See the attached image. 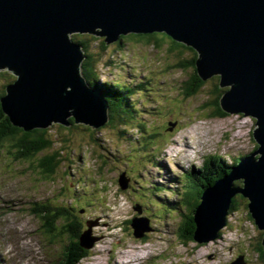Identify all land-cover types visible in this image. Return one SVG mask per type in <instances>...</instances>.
<instances>
[{
    "label": "rangeland",
    "instance_id": "rangeland-1",
    "mask_svg": "<svg viewBox=\"0 0 264 264\" xmlns=\"http://www.w3.org/2000/svg\"><path fill=\"white\" fill-rule=\"evenodd\" d=\"M131 34L106 48L101 36L73 34L90 40L101 82L130 87L133 105L116 116L123 117L124 126L120 121L100 128L51 125V148H65L52 175L38 166L43 153L18 156L12 140L0 142V264L63 260L70 237L61 230L62 221L52 233L46 231L35 212L42 204L69 207L82 230L93 222L91 234L99 238L79 264H124L134 254L133 264H231L242 254L244 264H264L254 252L263 230L241 195L218 239L201 244L182 236V211L190 215L194 206L183 199L187 185L212 162L210 157L229 166L254 151L256 119L242 113L215 115L210 102L216 97L215 79L186 95L194 68L181 62L192 58V50L174 49V41L161 32L150 41ZM15 78L0 70V92ZM171 122H178L172 130ZM123 173L130 179L126 189L119 182ZM138 215L149 218L153 228L141 238L129 223Z\"/></svg>",
    "mask_w": 264,
    "mask_h": 264
},
{
    "label": "water",
    "instance_id": "water-1",
    "mask_svg": "<svg viewBox=\"0 0 264 264\" xmlns=\"http://www.w3.org/2000/svg\"><path fill=\"white\" fill-rule=\"evenodd\" d=\"M154 32L194 48L201 79L220 76V86L227 87L220 97L223 111L256 119L259 146L203 190L194 240L218 239L233 198L242 194L263 230L264 247V0H0V70L16 77L0 97L4 113L25 130L71 125V117L93 128L105 125L109 101L83 74L85 50L73 34L101 36L111 44L131 33ZM119 182L126 189L130 179L123 173ZM137 209L142 212L141 205ZM92 223L80 237L85 249L99 238L91 234ZM131 225L138 238L153 229L141 215ZM245 262L241 255L231 264Z\"/></svg>",
    "mask_w": 264,
    "mask_h": 264
},
{
    "label": "trees",
    "instance_id": "trees-1",
    "mask_svg": "<svg viewBox=\"0 0 264 264\" xmlns=\"http://www.w3.org/2000/svg\"><path fill=\"white\" fill-rule=\"evenodd\" d=\"M154 33H158V32H154ZM154 33H147L150 35H146V34H138V35L146 37L148 39L147 41H150ZM161 33L166 34L165 32H161ZM131 35H135V34L133 33ZM166 35L174 41V45H176L174 49L183 50V48H186V49H190L193 51L192 58L181 62V64L184 66L188 65L194 68V71L190 77V80L187 81V85L185 88L186 95L188 96L195 95L201 89V87L205 84L207 80L215 79L216 85L214 87V93L216 94V97L214 100L210 102L216 108L214 111L215 115H218V116L227 115V113L223 111L220 106V97L224 91V89L220 86V76L215 75L207 80L201 79L197 73V69L195 65V60L197 58V51L194 48L187 46L186 44L182 42H178L174 40L168 34ZM77 38L78 36L76 35L73 36V39H75V41H78L83 45V48L85 50V55H86L83 61V66H82L83 74L85 75L88 82L92 86L97 87L99 90L103 92V94L107 97L109 104H110V110H109L110 118L108 122L101 127L113 125L118 121L122 122L123 123L122 126H124L125 121L123 117L119 115V117H117L116 119V116L118 115L120 111L121 112L125 111L126 106L133 105V103L130 104V98L132 96V94L130 93V87H127L124 84H121L118 82H101L100 80L101 75L97 70V59L94 56V54L90 51V40L84 39V38H81V39H77ZM102 39H103L102 48H106L108 44L105 42L104 38ZM12 79L13 78H10L9 81H11ZM5 88L4 90L0 92V97L6 93ZM70 122H71V125H63L61 123H58V124L62 125L63 127L67 129H75L78 127L77 124L79 123L75 122L74 117L70 118ZM89 126H85V127H89ZM49 127L25 130L22 127L12 124L8 115L4 113L2 106H1V102H0V142L6 139L12 140L14 142L13 145L19 148L18 156H24V157L29 158L39 153H43L42 156H40L38 159V166H40L43 173H46L47 175H52L57 170L60 164L61 153L64 152L65 148L63 149L59 147L58 150L51 148L54 143L48 133ZM90 128H93V127L90 126ZM66 140L68 142L69 136L66 137ZM67 155L71 157L72 150L68 151ZM242 157L243 156H239V158L233 164H237ZM210 159L212 162L211 163L209 162L206 168L198 172L197 178L193 177L192 184L187 185L188 191L184 193L185 194L183 198L184 201L188 205L194 204L192 214L187 215L185 212L182 211V215L185 218V221L182 227L183 228L182 236L188 240H194V233L196 230V223L194 220V211L197 205L201 202V194L203 190L206 187L214 184L215 181L221 178L224 174L230 172L231 165L227 166L224 162L221 163V161L220 163H218L217 158L214 156L210 157ZM241 181L243 180L242 179L240 181L237 180L236 184L241 185L242 184ZM239 195H241L240 197H243L244 199L246 198L242 194H237L233 198L230 214L233 210L237 209L240 205L241 201H240V198L238 197ZM248 202L249 200L247 199V207H248ZM40 207L41 208L35 207V212L39 217H41L43 225H46V231L48 233H52L53 230L56 228V225H58L59 221H62L63 227L61 230L67 233L70 237V242L66 247L64 258L62 262L60 261L59 264H79L82 259L90 255L89 249H85L80 243V237L85 231V229L82 230L81 229L82 227L77 228L75 224L76 218L71 213L69 207L68 208L67 206L51 207L48 204H42L40 205ZM82 210L85 211L84 208H81L80 212ZM248 214L251 217L250 212ZM251 219L253 220L252 217ZM72 225L75 226V228L77 229H74ZM254 252L255 254H257L258 258H260V260L264 262V247H263L261 238L260 240L255 241Z\"/></svg>",
    "mask_w": 264,
    "mask_h": 264
},
{
    "label": "bare ground",
    "instance_id": "bare-ground-1",
    "mask_svg": "<svg viewBox=\"0 0 264 264\" xmlns=\"http://www.w3.org/2000/svg\"><path fill=\"white\" fill-rule=\"evenodd\" d=\"M187 152V151H186ZM136 252H139V248L138 249H136ZM20 255V254H19ZM127 256L129 255H133V252H130L129 254H126ZM133 256H135L134 258H131L130 260L128 259L127 261H124L125 263L124 264H133L134 262H132L133 261V259H135L136 258V254H134ZM17 257V256H16ZM56 261V260H55ZM53 262V261H52ZM57 262H58V260H57ZM62 262V261H61ZM56 263V262H55ZM141 264V263H140Z\"/></svg>",
    "mask_w": 264,
    "mask_h": 264
},
{
    "label": "flooded vegetation",
    "instance_id": "flooded-vegetation-1",
    "mask_svg": "<svg viewBox=\"0 0 264 264\" xmlns=\"http://www.w3.org/2000/svg\"><path fill=\"white\" fill-rule=\"evenodd\" d=\"M146 35H150V34H146ZM126 37V36H125ZM125 37H123L120 41H117V42H114L113 44H115V45H120V44H122L123 42H124V38ZM178 123V122H177ZM129 223H131V222H129Z\"/></svg>",
    "mask_w": 264,
    "mask_h": 264
}]
</instances>
